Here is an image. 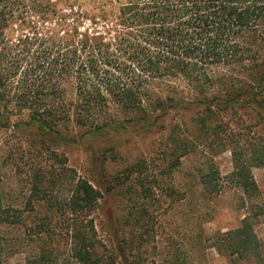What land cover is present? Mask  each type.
Returning a JSON list of instances; mask_svg holds the SVG:
<instances>
[{
  "label": "trees",
  "instance_id": "16d2710c",
  "mask_svg": "<svg viewBox=\"0 0 264 264\" xmlns=\"http://www.w3.org/2000/svg\"><path fill=\"white\" fill-rule=\"evenodd\" d=\"M17 2L30 15H16ZM263 50L264 0H0V130L28 128L34 137L86 145L124 131H151L172 113L195 110L193 127L175 124L167 137L170 173L193 148L187 130L207 132L213 108H247L264 122ZM185 90L190 98L181 95ZM71 124L79 134L64 132ZM95 151L99 186L54 153L64 170L35 166L27 207L7 204L0 191V237L2 229H27L26 240L9 248L25 253L26 264H60L63 256L69 264H142L134 251L137 243V254L146 252L140 248L146 237L132 230L150 218L151 164L142 159L127 167L129 206L123 223L114 211L107 214L109 244L99 235L97 211L114 187L105 185L104 151ZM232 152L227 178L248 214L241 227L217 233L214 247L231 262L264 264V245L251 226L264 214L253 204L260 189L251 171L264 167V142ZM222 178L213 161L200 170L210 195L222 192ZM8 252L0 239V264Z\"/></svg>",
  "mask_w": 264,
  "mask_h": 264
},
{
  "label": "rangeland",
  "instance_id": "374dc122",
  "mask_svg": "<svg viewBox=\"0 0 264 264\" xmlns=\"http://www.w3.org/2000/svg\"><path fill=\"white\" fill-rule=\"evenodd\" d=\"M26 11L28 9L24 5L15 4L16 15L21 18L30 15ZM262 54L264 60V50ZM181 95L191 97L186 90ZM213 110L207 132L200 135L192 131L194 128L187 130L193 148L170 173L167 168L171 158L167 153L171 146L167 137L175 124L180 123L183 129H186L184 125L191 127L198 117L195 110L172 113L151 131H124L86 145L71 146L55 142L51 137H34L35 131L28 128L12 126L0 130V191L7 204L27 207L34 167L43 165L51 172L64 170L53 157L54 153L65 159L63 163L67 169H73L78 176L99 186L101 170L95 161V150L100 148L105 153V181L109 182L105 185L108 187L113 183L114 189L104 194L97 211V223L99 235L111 244L107 214L112 210L124 222L129 206L128 189L132 187L133 180L127 176L126 169L146 159L151 164L150 177L156 194L148 200L150 218L145 223H136L132 230L146 237L144 246H140L141 251L146 252L137 254L140 249L136 243L134 259H139L142 264H256L252 259L231 262L228 256L214 247V236L241 227L248 214L247 208L240 207L239 193L227 177L233 171V149L241 152L250 142L256 143L260 139L264 142V122H260L247 108L226 110L219 107ZM112 114L120 117L115 109ZM21 118H26V115ZM20 119L13 118L11 123ZM80 131L74 124L64 130L72 135ZM209 161L216 163L223 177V189L217 195L204 192L200 183V170ZM251 171L260 189L259 199L253 204L258 202L264 208V167H253ZM114 178L120 179L119 182H113ZM171 187L177 189L174 195H168L167 190ZM64 192V186L60 187L59 194L62 196ZM133 201L137 202V207L143 204V199L137 195L133 196ZM26 209V216L31 217L30 207ZM123 225L125 228L118 226L121 238L128 229L125 223ZM251 226L264 245V214L253 220ZM26 231L2 229L0 239L9 250L4 264H26L25 253L9 249L20 240H26ZM65 248L64 244L61 245L62 251ZM68 261L63 256L60 264H69Z\"/></svg>",
  "mask_w": 264,
  "mask_h": 264
}]
</instances>
